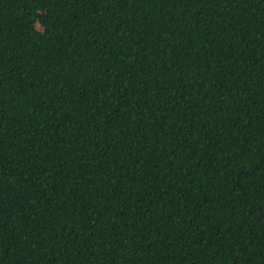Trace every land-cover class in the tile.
<instances>
[{"label":"trees","instance_id":"trees-1","mask_svg":"<svg viewBox=\"0 0 264 264\" xmlns=\"http://www.w3.org/2000/svg\"><path fill=\"white\" fill-rule=\"evenodd\" d=\"M0 264H264V0H0Z\"/></svg>","mask_w":264,"mask_h":264}]
</instances>
